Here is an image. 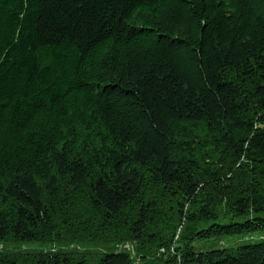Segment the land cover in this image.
Returning a JSON list of instances; mask_svg holds the SVG:
<instances>
[{
    "label": "trees",
    "instance_id": "16d2710c",
    "mask_svg": "<svg viewBox=\"0 0 264 264\" xmlns=\"http://www.w3.org/2000/svg\"><path fill=\"white\" fill-rule=\"evenodd\" d=\"M66 237L0 264H264V0H0V243Z\"/></svg>",
    "mask_w": 264,
    "mask_h": 264
},
{
    "label": "rangeland",
    "instance_id": "374dc122",
    "mask_svg": "<svg viewBox=\"0 0 264 264\" xmlns=\"http://www.w3.org/2000/svg\"><path fill=\"white\" fill-rule=\"evenodd\" d=\"M84 237H82L80 241V237H77L76 239H69L66 237L64 238V241L55 243L53 241L18 243L8 240L6 242L0 243V253L20 255L34 251L37 252L39 250H53L62 248L73 254H79L84 250L87 251L91 248H96L97 243L95 242L99 241L97 240V237H93V240ZM129 248L131 249L132 246H129Z\"/></svg>",
    "mask_w": 264,
    "mask_h": 264
},
{
    "label": "bare ground",
    "instance_id": "6f19581e",
    "mask_svg": "<svg viewBox=\"0 0 264 264\" xmlns=\"http://www.w3.org/2000/svg\"><path fill=\"white\" fill-rule=\"evenodd\" d=\"M122 246H124V245H122ZM122 246H121V247H122ZM127 247H128V246H127ZM128 248H129V247H128Z\"/></svg>",
    "mask_w": 264,
    "mask_h": 264
}]
</instances>
